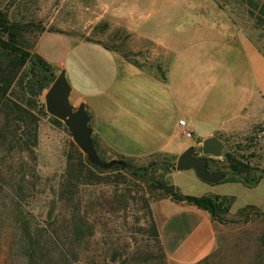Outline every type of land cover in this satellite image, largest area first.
<instances>
[{"label": "crops", "instance_id": "0c3cea01", "mask_svg": "<svg viewBox=\"0 0 264 264\" xmlns=\"http://www.w3.org/2000/svg\"><path fill=\"white\" fill-rule=\"evenodd\" d=\"M97 1L94 22L131 33L133 51L150 49L153 65L135 64L102 42L82 39L71 25L45 29L35 52L56 76L66 70L68 102L85 106L98 148L125 158L161 154L177 160L206 138L246 135V127L264 122V52L246 32L244 17L217 0ZM183 118L193 138L179 126ZM183 171L172 173L183 193L235 196L230 212H236L237 196L224 185L244 191L245 184L209 183L194 169ZM248 205L264 209V202ZM154 214L168 257L192 264L216 248V229L223 224L208 210L165 197Z\"/></svg>", "mask_w": 264, "mask_h": 264}, {"label": "rangeland", "instance_id": "374dc122", "mask_svg": "<svg viewBox=\"0 0 264 264\" xmlns=\"http://www.w3.org/2000/svg\"><path fill=\"white\" fill-rule=\"evenodd\" d=\"M217 1L230 14L245 18L246 32L264 52V17L257 20L250 13V4L256 2L260 9L264 0ZM97 2L0 0V10L15 25L13 32H18L26 51L36 53L45 29L71 25L82 39L102 42L130 61L153 65L150 49L133 51L131 33L105 21L94 22ZM48 89L34 101L31 128L25 124L15 131L0 111V264H187L166 255L154 214V205L166 196L153 181L173 183L177 160L161 154L131 158L135 170L100 167L103 172L95 171L76 187L75 181L68 182L67 158L76 156L72 142L80 147L66 123L48 112ZM223 140L224 154L208 157L211 172H232L227 152L254 167L252 175L264 169V122L246 127V135ZM193 146L196 155H202V144ZM95 147L103 161L117 159ZM182 180L186 182V177ZM237 186L224 185L237 196L236 212L216 229V248L192 264H264V209L237 212L245 204L264 202V183L244 191Z\"/></svg>", "mask_w": 264, "mask_h": 264}, {"label": "trees", "instance_id": "16d2710c", "mask_svg": "<svg viewBox=\"0 0 264 264\" xmlns=\"http://www.w3.org/2000/svg\"><path fill=\"white\" fill-rule=\"evenodd\" d=\"M250 13L257 20L264 17V6L259 9L258 3H252ZM258 10L256 14L255 11ZM15 25L11 24L6 14L0 10V111L4 112L6 125H11L18 131L23 125L31 128V120L33 109H35L34 101H37L46 89H48L56 79L55 69L38 53H32L22 48V43L18 39V32H13ZM7 35V38H5ZM107 46V45H106ZM135 64L141 65L137 61ZM28 77L27 81L25 79ZM30 135V134H29ZM36 140V132L34 134ZM96 146V142L94 140ZM72 153L76 156L68 155L67 169L70 181H75V186H79L83 178L94 176L95 171L103 172L102 169L92 164L87 155L79 148H76L72 142ZM226 161L232 172H229L222 181L242 182L247 187H255L262 179H264V169L259 170V175L255 176L251 173L254 167L236 159L231 152L225 155ZM121 164L114 167L123 169H134L132 159L123 156H117ZM174 167V166H172ZM134 173H136L134 171ZM71 184V183H70ZM154 186L160 189L166 197H170L175 201L186 202L201 209L208 210L212 217L221 223L228 221L227 215L235 201V196L231 195H201L195 196L183 193L178 186L172 182L153 181ZM65 187V183L63 185ZM258 209L255 205H247L238 212L246 210ZM151 222L153 224L155 236L159 238L154 218L151 212ZM160 239V238H159ZM160 241V240H159Z\"/></svg>", "mask_w": 264, "mask_h": 264}, {"label": "water", "instance_id": "95a60500", "mask_svg": "<svg viewBox=\"0 0 264 264\" xmlns=\"http://www.w3.org/2000/svg\"><path fill=\"white\" fill-rule=\"evenodd\" d=\"M70 83L66 76V70H62L48 89L45 99L47 110L50 114L63 120L74 135L78 147L83 149L88 160L101 168L109 169L121 163L118 159L109 162L103 161L96 150L92 129L88 125L89 116L86 108L81 104L74 108L68 102ZM226 143L218 136L206 138L202 143V155H196L195 146L188 147L182 152L176 163V170L183 171L193 168L196 174L205 182L216 183L222 181L226 172H211L208 168V157H221L224 154Z\"/></svg>", "mask_w": 264, "mask_h": 264}, {"label": "built area", "instance_id": "2783aa9c", "mask_svg": "<svg viewBox=\"0 0 264 264\" xmlns=\"http://www.w3.org/2000/svg\"><path fill=\"white\" fill-rule=\"evenodd\" d=\"M179 126L186 137L193 138V132L187 128V123L184 118L179 120Z\"/></svg>", "mask_w": 264, "mask_h": 264}]
</instances>
